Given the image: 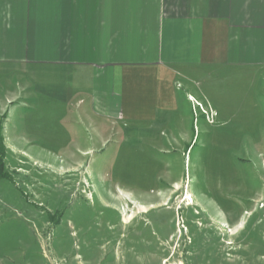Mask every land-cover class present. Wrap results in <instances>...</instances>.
I'll list each match as a JSON object with an SVG mask.
<instances>
[{"label":"rangeland","instance_id":"rangeland-1","mask_svg":"<svg viewBox=\"0 0 264 264\" xmlns=\"http://www.w3.org/2000/svg\"><path fill=\"white\" fill-rule=\"evenodd\" d=\"M215 71L148 119L23 94L0 130V264H264V71Z\"/></svg>","mask_w":264,"mask_h":264},{"label":"crops","instance_id":"crops-1","mask_svg":"<svg viewBox=\"0 0 264 264\" xmlns=\"http://www.w3.org/2000/svg\"><path fill=\"white\" fill-rule=\"evenodd\" d=\"M215 69L264 71V0H0L1 131L33 89L82 119H148Z\"/></svg>","mask_w":264,"mask_h":264},{"label":"trees","instance_id":"trees-1","mask_svg":"<svg viewBox=\"0 0 264 264\" xmlns=\"http://www.w3.org/2000/svg\"><path fill=\"white\" fill-rule=\"evenodd\" d=\"M0 155H1V153H0ZM2 171H6V170L4 169V164L2 163L1 156H0V179L7 178L6 174L2 175L3 174Z\"/></svg>","mask_w":264,"mask_h":264},{"label":"bare ground","instance_id":"bare-ground-1","mask_svg":"<svg viewBox=\"0 0 264 264\" xmlns=\"http://www.w3.org/2000/svg\"><path fill=\"white\" fill-rule=\"evenodd\" d=\"M189 200H191V199H189Z\"/></svg>","mask_w":264,"mask_h":264}]
</instances>
